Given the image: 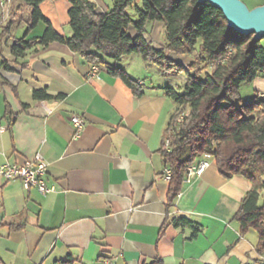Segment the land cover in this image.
I'll use <instances>...</instances> for the list:
<instances>
[{
    "label": "crops",
    "instance_id": "crops-1",
    "mask_svg": "<svg viewBox=\"0 0 264 264\" xmlns=\"http://www.w3.org/2000/svg\"><path fill=\"white\" fill-rule=\"evenodd\" d=\"M90 1L98 12L113 5V0ZM242 1L249 7L264 4ZM1 2L3 24L18 3ZM69 7L67 0L39 4L54 30L66 37L72 34ZM21 9L13 10L16 20L0 41V64L5 59L9 67H0V164L22 162L40 152L48 164L46 184L54 189L41 194L0 177V263L101 264L110 259L113 264H143L156 258L163 264L263 262L264 252L255 250L256 232L240 234L233 220L251 183L239 175L224 178L212 159L200 176L182 182L167 213L168 182L160 153L174 109L163 90L167 84L162 78L167 77L145 63L137 74L130 73V55L113 64L137 81L140 94L107 72L89 76L90 64L66 45H37L43 22L28 32L31 47L25 56L15 58L10 46L23 36L31 7ZM142 69L161 80L143 77ZM40 88L61 98L33 99L32 91ZM5 109L10 117L4 116ZM72 114L85 120L76 136ZM178 218L193 222L196 235L190 226L172 222Z\"/></svg>",
    "mask_w": 264,
    "mask_h": 264
},
{
    "label": "trees",
    "instance_id": "trees-1",
    "mask_svg": "<svg viewBox=\"0 0 264 264\" xmlns=\"http://www.w3.org/2000/svg\"><path fill=\"white\" fill-rule=\"evenodd\" d=\"M44 0H10L8 20L0 24V41L10 34L16 15L23 5L31 7L27 27L22 37L10 46L15 58L25 56L30 49L28 32L43 22L45 28L37 45L46 47L51 42L66 45L98 71L120 78L135 94L141 90L120 67L113 64L122 56L138 54L143 63L154 65L163 77L172 71L183 73L184 91L164 87V94L174 103L163 133L160 153L164 168L170 170L167 179V213L181 191L187 167L202 155H209L217 171L229 178L239 175L251 183L241 199L233 220L240 234L254 230L258 241L255 250L264 252V99L254 96L238 105L239 86L257 76H264V45L253 34H241L228 27L222 12L208 1L198 0H141L136 7L138 19L133 21L126 13L133 0H113L112 7L103 12L96 10L90 0H67L69 37L57 33L42 15L39 4ZM148 22H162L165 44L156 47L146 39ZM132 27L134 34L129 33ZM198 44L196 57L187 65L172 55H188ZM0 67H8L3 59ZM32 98L46 100L51 96L45 88L34 89ZM12 115L5 109L4 116ZM168 139V146H165ZM175 225L190 226L196 235L195 224L185 218L172 219ZM1 264V263H0ZM54 264H70V260ZM143 264H163L153 259ZM260 264H264V261Z\"/></svg>",
    "mask_w": 264,
    "mask_h": 264
},
{
    "label": "built area",
    "instance_id": "built-area-1",
    "mask_svg": "<svg viewBox=\"0 0 264 264\" xmlns=\"http://www.w3.org/2000/svg\"><path fill=\"white\" fill-rule=\"evenodd\" d=\"M3 3H1L2 5ZM89 76H97L98 69L95 65H90L87 73ZM70 122L73 127L74 135H78L82 130L85 120L83 117L72 114ZM168 139H165V146H168ZM210 156L202 155L193 165L187 167L185 171L184 182L191 181L194 177L200 176L209 166ZM47 162L40 152L22 162H4L0 164V177L5 181L18 180L24 190L35 188L39 193L46 194L54 189L53 186L47 185L45 176L47 172ZM170 175V170L164 168V177L167 180ZM101 264H113L110 259H105Z\"/></svg>",
    "mask_w": 264,
    "mask_h": 264
},
{
    "label": "rangeland",
    "instance_id": "rangeland-1",
    "mask_svg": "<svg viewBox=\"0 0 264 264\" xmlns=\"http://www.w3.org/2000/svg\"><path fill=\"white\" fill-rule=\"evenodd\" d=\"M106 2V0H104ZM109 1V0H107ZM1 3L8 4L10 3V0H2ZM246 4V1L244 2ZM248 6V5H247ZM137 8H142V2L141 0H133L132 4L127 7L126 13L129 15V17L136 21L138 19V15L136 12ZM249 7V6H248ZM252 8V7H249ZM152 25H154L153 31L151 30ZM129 31L131 33L134 32L133 28L130 27ZM14 33V34H13ZM13 35H15V30L13 31ZM17 34V33H16ZM19 34V32H18ZM146 37L152 41V44L156 47L163 46L165 44V33H164V25L162 22H148L146 24ZM262 44L264 45V40L262 41ZM198 50V44L195 46V48L191 51L188 55H172V58L181 62L184 65L189 64L197 54ZM128 58V70L132 74H137L139 72L140 66L143 62L141 60V57L138 54H131L130 56H127ZM127 59V58H124ZM143 68V67H142ZM143 77L149 79V80H156L158 81L160 77L155 76L153 77V74L151 71H147L142 69L140 71ZM167 78H162V81L167 84L168 87L174 88L179 93H182L184 91L183 85L185 82V75L183 73H178L175 71H172L170 75L166 76ZM161 80V79H160ZM258 96L260 99H264V76L259 75L257 76L253 81L249 83H241L239 86V99L236 100V103L238 105L245 104L252 100L254 96ZM43 156V155H42ZM211 159V158H210ZM210 165V163H209ZM209 167V166H208ZM205 171V170H204ZM261 194H264V189L261 190Z\"/></svg>",
    "mask_w": 264,
    "mask_h": 264
},
{
    "label": "water",
    "instance_id": "water-1",
    "mask_svg": "<svg viewBox=\"0 0 264 264\" xmlns=\"http://www.w3.org/2000/svg\"><path fill=\"white\" fill-rule=\"evenodd\" d=\"M216 6L226 19L228 27L241 34L264 36V4L249 8L242 0H198Z\"/></svg>",
    "mask_w": 264,
    "mask_h": 264
}]
</instances>
